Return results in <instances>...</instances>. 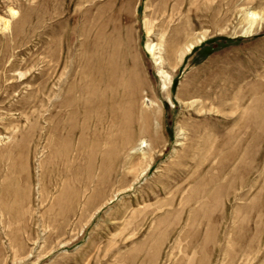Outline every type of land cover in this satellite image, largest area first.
Wrapping results in <instances>:
<instances>
[{"label":"rangeland","instance_id":"374dc122","mask_svg":"<svg viewBox=\"0 0 264 264\" xmlns=\"http://www.w3.org/2000/svg\"><path fill=\"white\" fill-rule=\"evenodd\" d=\"M0 264H264V0H0Z\"/></svg>","mask_w":264,"mask_h":264},{"label":"bare ground","instance_id":"6f19581e","mask_svg":"<svg viewBox=\"0 0 264 264\" xmlns=\"http://www.w3.org/2000/svg\"><path fill=\"white\" fill-rule=\"evenodd\" d=\"M248 14L252 18L251 20H253L257 16L256 13H254V12H249ZM191 44L192 43H190V45L188 46V49L192 46ZM148 49L150 50L151 54L154 55V59L155 60H158L159 57L158 56H155V52H154L156 50L155 45L154 44H151V43H148Z\"/></svg>","mask_w":264,"mask_h":264}]
</instances>
